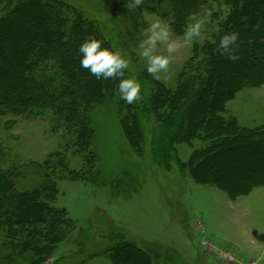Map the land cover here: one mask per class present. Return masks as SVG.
I'll return each mask as SVG.
<instances>
[{
	"label": "rangeland",
	"instance_id": "rangeland-1",
	"mask_svg": "<svg viewBox=\"0 0 264 264\" xmlns=\"http://www.w3.org/2000/svg\"><path fill=\"white\" fill-rule=\"evenodd\" d=\"M9 1L0 0V13ZM63 1L94 25L105 46L128 61L125 77L137 80L140 98L131 104L121 100L119 79H110L105 94L83 106L84 129L68 127L65 111H57L54 102L20 106L18 111L0 106V172L13 183L11 191L35 192L33 198L46 207L44 216L54 212L58 217L51 224L56 237L50 232L44 236L42 230L34 239L42 242L43 251L24 244L28 237L19 226L1 223L0 264H132L128 253L140 257L141 264H264V184L249 192L238 188L230 196L213 183L194 181L180 163L204 143H179L176 130L165 129L166 137L158 139L157 163L150 151L153 121L147 84L157 83L163 94L193 84L204 46L226 32L230 3L199 0L189 24L205 9L212 11L211 22L194 42L182 45L185 29L173 28L167 0H143L135 9L130 0ZM68 15L75 17L71 11ZM153 18L167 21L178 42L168 71L157 76L146 71L139 49ZM57 64L48 65V78L55 76ZM80 86L70 98L86 91ZM167 108L163 103L158 109L167 116ZM223 114L241 127L264 125V85L238 89ZM231 159L217 158V165ZM119 243L124 262L114 257Z\"/></svg>",
	"mask_w": 264,
	"mask_h": 264
},
{
	"label": "trees",
	"instance_id": "trees-1",
	"mask_svg": "<svg viewBox=\"0 0 264 264\" xmlns=\"http://www.w3.org/2000/svg\"><path fill=\"white\" fill-rule=\"evenodd\" d=\"M167 1L173 28L182 32L199 0ZM226 2L230 8L225 30L238 33L239 60L233 61L217 51L219 39L207 42L205 58L197 67L194 83L182 84L164 94L157 83H148L147 110L153 121L150 151L155 163L160 158L158 139L166 137L165 129L176 130L179 143L198 139L204 145L192 150L188 160L180 163L181 167L194 181L213 183L234 196L238 188L249 192L264 184V125L241 127L232 117L225 118L223 114L226 101L238 89L264 85V0ZM69 11L75 17L69 16ZM89 36L98 39L94 25L63 0H10L0 13V106L18 111L20 106L44 107L54 102L57 111H65L68 127L76 125L84 129L83 106L88 107L93 98L105 94L104 90L111 84L110 79H97L89 71L84 73L80 66L78 47ZM50 62L60 65L56 66L55 76L48 78L46 71ZM252 66L258 70H252ZM80 83L86 91L70 98ZM179 98L183 100L180 104ZM163 103L168 104L167 116L158 109ZM80 134L84 138L83 132ZM217 158L232 159L219 167ZM12 184L0 172V224L19 226L28 237L29 242L24 244L43 251L42 242L34 239L37 234L42 235V230L44 236L50 232L56 237L58 232L51 224L58 217L54 212L49 218L44 216L46 207L33 198L35 192L32 196L25 190L11 191ZM117 238L122 242L121 235ZM121 244H116L113 253L123 261ZM128 255L132 264L143 263L134 253Z\"/></svg>",
	"mask_w": 264,
	"mask_h": 264
},
{
	"label": "clouds",
	"instance_id": "clouds-1",
	"mask_svg": "<svg viewBox=\"0 0 264 264\" xmlns=\"http://www.w3.org/2000/svg\"><path fill=\"white\" fill-rule=\"evenodd\" d=\"M143 0H130V8H138ZM212 11L205 9L200 18L189 24L184 33L182 45L194 42L201 36L202 28L211 22ZM219 32V29H216ZM144 38L139 42L140 56L146 62V71L153 75L167 72L173 54L177 51V41L173 39L171 25L161 19L153 18L144 30ZM238 33L225 32L219 38L217 51L233 61L239 60ZM79 63L97 79H119L118 93L121 100L131 104L140 98V85L137 80L125 77L128 61L120 52L105 46L94 36L86 37L78 47Z\"/></svg>",
	"mask_w": 264,
	"mask_h": 264
}]
</instances>
